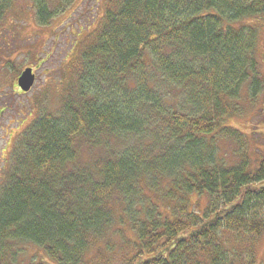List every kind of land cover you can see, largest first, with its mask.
<instances>
[{
	"label": "trees",
	"instance_id": "trees-1",
	"mask_svg": "<svg viewBox=\"0 0 264 264\" xmlns=\"http://www.w3.org/2000/svg\"><path fill=\"white\" fill-rule=\"evenodd\" d=\"M263 16L264 0H104L58 115L27 127L0 185V264H256L264 145L250 157L226 121L264 89L259 30L232 24Z\"/></svg>",
	"mask_w": 264,
	"mask_h": 264
},
{
	"label": "rangeland",
	"instance_id": "rangeland-1",
	"mask_svg": "<svg viewBox=\"0 0 264 264\" xmlns=\"http://www.w3.org/2000/svg\"><path fill=\"white\" fill-rule=\"evenodd\" d=\"M45 1L54 14L48 25L41 26L37 21L35 0H15L0 27V185L8 177L13 153L27 127L38 118L58 115L67 94L66 86L76 73L72 61L78 54L80 41L87 31L97 26L103 14L104 0ZM232 26L258 28V68L263 77L264 18L243 19ZM27 68L33 70L35 82L31 90L23 94L17 86V78ZM259 94L251 105L240 102L239 116H229L226 121L227 126L247 136L252 158L258 156L256 149L264 145L263 88ZM226 148L230 149L228 143ZM226 148L222 146L221 155L229 157ZM191 201L201 209L206 203L204 197L192 196ZM25 248L26 260L31 257L37 261L47 260L42 249ZM256 264H264V233L256 246Z\"/></svg>",
	"mask_w": 264,
	"mask_h": 264
},
{
	"label": "water",
	"instance_id": "water-1",
	"mask_svg": "<svg viewBox=\"0 0 264 264\" xmlns=\"http://www.w3.org/2000/svg\"><path fill=\"white\" fill-rule=\"evenodd\" d=\"M34 82L35 75L30 68L23 70L17 79V85L23 93H28L33 87Z\"/></svg>",
	"mask_w": 264,
	"mask_h": 264
}]
</instances>
